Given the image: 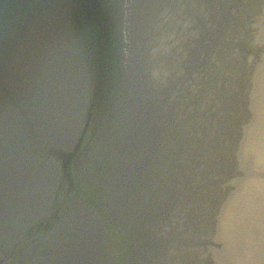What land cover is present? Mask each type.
<instances>
[{"label":"water","instance_id":"1","mask_svg":"<svg viewBox=\"0 0 264 264\" xmlns=\"http://www.w3.org/2000/svg\"><path fill=\"white\" fill-rule=\"evenodd\" d=\"M0 264H264V0H0Z\"/></svg>","mask_w":264,"mask_h":264}]
</instances>
